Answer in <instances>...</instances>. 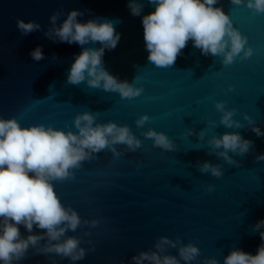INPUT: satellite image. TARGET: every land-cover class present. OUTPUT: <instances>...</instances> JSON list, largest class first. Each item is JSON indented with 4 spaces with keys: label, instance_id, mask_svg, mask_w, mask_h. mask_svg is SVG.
Instances as JSON below:
<instances>
[{
    "label": "water",
    "instance_id": "water-1",
    "mask_svg": "<svg viewBox=\"0 0 264 264\" xmlns=\"http://www.w3.org/2000/svg\"><path fill=\"white\" fill-rule=\"evenodd\" d=\"M139 2L142 12L133 16L128 0H0V118L15 117L22 127L43 124L75 132V116L89 111L99 113L96 123L128 125L142 142L136 152L116 145L122 153L119 157L105 149L73 170L74 179L53 181L64 206L75 209L82 221H98L95 227L82 224L67 233L81 239L80 246L86 249L82 260L72 262L29 248L26 257L13 264H131L133 255L155 250L161 236L179 237L183 244L191 242L200 249L197 259L188 264H203L208 258L223 264L233 249L255 255L262 243L253 226L264 220V160H256L264 155V136L258 137L244 117L264 132V13L232 5L231 0H217L214 7H221L247 37L245 47L252 48V56L223 66L222 57L204 56L189 41L172 67L158 68L147 59L142 25V17L155 6L147 0ZM58 10L62 15L57 25L72 10L83 12L77 17L81 23L89 19L114 22L120 40L115 49H105L104 67L121 81L135 80V86L143 88L140 96L122 99L118 93L89 88L86 83L66 82L82 46L53 42L45 36L50 16ZM17 19L38 22L41 30L22 35ZM37 46L45 57L38 62L30 55ZM217 101H225L228 110L235 108L233 119L244 127L220 125ZM145 114L149 120L138 128L135 121ZM149 129L165 133L175 150L154 147L143 135ZM189 129L194 133L191 136ZM201 130L205 132L202 141L198 138ZM233 131L254 142L243 156L229 153L239 167L209 154L217 150L207 143L213 135ZM203 162L220 164L223 175L201 173ZM210 184L211 192L207 190ZM18 227L25 238L44 231L35 225L32 233L23 225ZM167 252L179 259L177 249ZM181 264L186 262L181 260Z\"/></svg>",
    "mask_w": 264,
    "mask_h": 264
},
{
    "label": "clouds",
    "instance_id": "clouds-1",
    "mask_svg": "<svg viewBox=\"0 0 264 264\" xmlns=\"http://www.w3.org/2000/svg\"><path fill=\"white\" fill-rule=\"evenodd\" d=\"M155 10L142 17L143 38L148 61L158 68L172 67L182 50L192 41L204 56L222 57L223 66L231 65L238 57L247 59L252 56L251 47H245L247 37L233 26L232 20L221 7H214L217 0H147ZM232 5H244L254 13H264V0H231ZM128 7L133 16H139L143 4L139 0H128ZM62 12L56 11L50 16L51 26L45 36L53 42L78 44L82 46L80 54L75 56L67 83L78 86L86 83L87 87L102 89L104 92L118 93L122 99H132L142 94L143 88L136 87L134 81H121L110 74L104 67L105 49L113 50L120 40L114 22L89 19L81 23L77 20L83 12L72 10L59 25L57 21ZM16 25L22 35L41 30L35 21L25 22L17 19ZM99 43L101 47H83ZM243 53V56H241ZM33 60H43L41 46L30 52ZM55 59V57H53ZM231 86L229 91H231ZM225 101H217L215 108L222 113L220 125L226 129H240L244 125L234 120L236 109H226ZM99 113L85 111L77 114L73 120L76 129L64 131L43 124L22 127L15 118H0V262L13 264L26 257L29 248L37 254H55L68 258L72 262L82 260L86 249L81 247V239L67 235L75 232L82 224L95 227L97 220H81L78 212L71 206H64L57 195L53 181L63 182L74 179L75 169L82 162L97 158L96 154L109 149L116 157L122 155L116 145H125L129 152H136L142 145L128 125L120 126L115 122L96 123ZM253 126L251 130L259 137L264 132L254 125L247 115L244 117ZM149 120L148 115L140 116L136 126L142 127ZM215 127V121L208 122ZM189 129L188 136L193 135ZM145 138L153 141V146L168 152L175 150V145L163 132L153 129L143 133ZM200 141L205 132L198 133ZM207 143L215 154L229 165L239 167L229 153L243 156L253 148L254 142L244 139L239 132H225L213 135ZM264 160V155L256 157ZM201 173H210L213 177L223 175L220 164L203 162L199 165ZM211 192L213 185H208ZM19 225L28 233L33 227L44 230L42 234L21 235ZM264 220L253 226L259 232L261 245L252 255L237 248L233 249L223 264H264ZM88 235V233H85ZM41 241H46L41 244ZM89 243H91L89 241ZM155 250L140 251L131 257V264H181L194 261L200 255V249L193 243L183 244L179 237L172 240L161 236L154 244ZM178 250V256L168 254L167 250ZM55 264V261H53ZM203 264H219L216 258L205 259Z\"/></svg>",
    "mask_w": 264,
    "mask_h": 264
}]
</instances>
